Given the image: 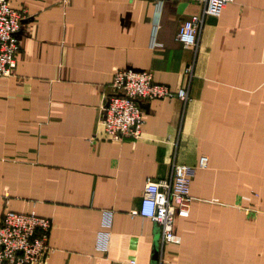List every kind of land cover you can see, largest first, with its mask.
<instances>
[{
    "label": "crops",
    "instance_id": "crops-1",
    "mask_svg": "<svg viewBox=\"0 0 264 264\" xmlns=\"http://www.w3.org/2000/svg\"><path fill=\"white\" fill-rule=\"evenodd\" d=\"M28 10L18 64L0 76V222L35 211L53 225L39 264H158L161 229L137 214L147 177L197 166L172 264H264V0L208 16L197 53L177 39L191 0H9ZM189 101L143 103L139 139H106L114 73L148 70ZM110 223H106V220ZM110 234L108 248L100 235Z\"/></svg>",
    "mask_w": 264,
    "mask_h": 264
},
{
    "label": "built area",
    "instance_id": "built-area-1",
    "mask_svg": "<svg viewBox=\"0 0 264 264\" xmlns=\"http://www.w3.org/2000/svg\"><path fill=\"white\" fill-rule=\"evenodd\" d=\"M163 2L165 0H151ZM203 5L200 14L186 20L179 28L177 39L195 53L208 16L219 17L222 10L235 0H191ZM26 8H14L9 0H0V76H10L17 68L20 50L19 31L27 16ZM195 61L186 67L188 85L178 90L155 80L152 72L126 67L114 73L112 93L107 96L101 124L106 139L122 142L143 135L145 109L143 103L154 99L179 98L189 101V85L194 76ZM209 157L201 156L197 166L173 162L171 173L160 179L147 177L137 214L152 220L161 229V250L158 264H172L165 256L167 244H179L176 219L188 217L193 201L191 184L198 169L207 168ZM106 223H110L107 219ZM53 222L35 211L6 210L0 222V264H39L53 251L49 244ZM100 246L108 248L110 234L100 235ZM137 264L136 260H130Z\"/></svg>",
    "mask_w": 264,
    "mask_h": 264
}]
</instances>
